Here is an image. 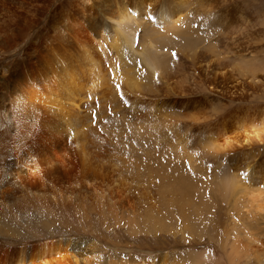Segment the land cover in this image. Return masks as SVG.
Instances as JSON below:
<instances>
[{"label":"rangeland","instance_id":"rangeland-1","mask_svg":"<svg viewBox=\"0 0 264 264\" xmlns=\"http://www.w3.org/2000/svg\"><path fill=\"white\" fill-rule=\"evenodd\" d=\"M19 1L0 0V64L10 68L23 60L22 45L36 37L30 45L34 52L43 35L48 45L54 44L57 55L73 51L68 53L72 58L68 67L76 64L75 73L82 76L80 90L86 96L81 98L92 102L87 116L97 120L93 129L86 128L97 140L94 165L108 172L99 175L103 177L100 186L111 183L120 192L110 199L105 191L85 189L77 182L79 173L75 191L63 198L44 192L34 198L30 193L23 196L9 187L2 198L5 208L0 206L1 250L65 236L78 250L87 251L88 264H196L194 259L197 264H264V0H166L160 4L142 0L138 5L126 0L119 11V5H103L105 0ZM144 4L150 7L144 9ZM4 6L12 7L14 14H8ZM60 12L79 20L84 31L89 29L86 35L93 39L102 72L107 68L109 86L101 76V88L95 91L100 78H89L91 62L83 60L68 39ZM24 13L32 29L14 44L11 36ZM108 16L120 24L110 22ZM54 25L66 38L60 41L63 48L54 40L59 33L49 29ZM148 48L158 53L160 70H150L141 56ZM26 59L32 67L38 64ZM207 62L217 68L241 66L253 73L236 74L231 83L228 74L225 80L214 78ZM136 83L137 89L130 85ZM116 84L121 85L119 93ZM104 89H108L105 97ZM114 99L121 101L116 105ZM5 113L0 107L3 133L13 129V115ZM3 147L0 163L8 156ZM81 150L68 151L77 163ZM98 155L101 161H95ZM87 157L83 159L88 161ZM29 173L33 180V171ZM3 179L1 172L0 182Z\"/></svg>","mask_w":264,"mask_h":264},{"label":"bare ground","instance_id":"bare-ground-1","mask_svg":"<svg viewBox=\"0 0 264 264\" xmlns=\"http://www.w3.org/2000/svg\"><path fill=\"white\" fill-rule=\"evenodd\" d=\"M1 1L3 2V0H1ZM21 1L24 2V0H21ZM21 1H19L18 3L22 4ZM141 1L142 0H134L133 4L138 5L139 2L141 4ZM183 1H181V2H183ZM126 2H127L126 0H105L103 5L111 4V6H113V7L116 5H119L117 7V10L119 11L126 6L125 5ZM151 2L160 4V3H165L166 0H154V1L150 0L149 3H151ZM1 5L3 6V4H1ZM148 5L150 7V4H147L146 6H148ZM146 6L144 4L142 6V8H144V7H145L144 9L148 8ZM3 8H5V10L8 14H14V12H13L14 10L13 11L11 10L12 7L7 8V6H4ZM25 10L26 9H24V11ZM21 11H23L22 8H21ZM0 12L2 13V11H0ZM60 13L62 16L65 17L61 22L63 23V28H64L63 30H66V32H68L67 33L68 39L70 37V39H72V41L74 42L73 43L75 45L74 47L79 48L78 49L80 51L79 53H81L80 57L82 56L83 60H88L91 62L92 67L90 65L89 66L92 69L90 70V68H89V70H87L88 73L86 71V73L89 74V78L91 77L92 80L95 78H98V79L100 78V81L98 80L99 82H96L95 86H93V87H95V91H96V88H98V89L101 88V87H99L100 82L102 84V81H103V84L105 83V85H106V83L109 81V79L107 81L106 76H105V73L107 74V76H108V73L104 72L105 70L107 71V68L105 69L103 67L105 70L102 72V66L100 65L102 63H100V62L98 63V61H100V60L95 57L96 54L98 53V51L96 52V50H95L96 46L95 45L93 46V39H92V37L90 39V35H86L87 33H89V29L87 32L84 31L81 28L83 25L75 17L71 16L70 13H64V12H60ZM24 14L25 15H23L20 20H19V17L21 15L18 17L17 20H19V21H18V24L16 25V30H15V32L13 31V33H12L11 38H12L14 44H17L18 40L23 38L28 33L29 29L31 28L30 26H32V21L30 22V20H29V22H28L27 18H26L27 15H26V13H24ZM162 16L160 18H162ZM1 18H2V16H0V19ZM105 18H108V20L112 23L120 24L119 19H113V17H111V16H108ZM49 19H50L49 21L53 22V18H49ZM163 20L166 21L165 19H163ZM171 20H168L167 22L169 23V21H171ZM68 21H69V24H68ZM3 22H5V21H3ZM11 23L14 24L13 22H11ZM165 23L166 22H164V25H165ZM171 23L172 22H170V24ZM53 24H54V22H53ZM69 25H71V26H69ZM137 25H139V24H137ZM155 27H157V26H155ZM75 28H79V29L75 30ZM128 28H126V29H128ZM49 29L51 31H54L55 33H57V32L59 33V34H57L56 39H54L57 41L56 42L58 44L57 46H59L60 41L62 40L61 38L63 37L61 33H63V32H61V30L58 31L57 27L55 25L52 28L50 27ZM152 29H153V27H152ZM165 30H167V29H165ZM125 33H126V31H125ZM155 34H156V32H155ZM152 35L154 36V34H152ZM157 35H158V33H157ZM64 36H65V34H64ZM126 36H127V34H126ZM126 36H123L125 42L127 39ZM46 38L47 37H45L44 35L39 37L38 42L40 44L37 45V43H36L37 49H35L34 52L31 51L33 53V56H31L32 54L30 52V50H31L30 45L32 43L34 45L36 37L32 40V42H29V43L27 42L28 44H26L24 47L22 45V49L24 52L23 53V60L21 59L20 62H19V60L15 61L14 64H12V66L10 68H4L3 67L4 65L0 64V107L2 110H4V112L8 113L11 116L13 115L12 124H10L13 127V129L8 128L6 130L7 134L5 133V131H4V133L0 132V143L4 145V147H3L5 150L4 153L8 154L7 158L5 155V158H6L5 162L2 160L4 163H0V173L2 172V176H4V179L0 182V206H4V204H5L2 200L3 194L5 193V191L9 190L12 186L14 187V189L16 191L17 190L20 191L23 194V196L24 195L27 196V194L30 193V195L33 198H34L33 195H40L41 196V193H43V192L48 193V194H54V196L60 197V198H63L67 193H69V195H71V193H73V191H75L74 183L77 180V179H75L76 173L77 174L79 173V175H81V177H78L79 178L78 180L80 182L79 181H77V182L83 188L87 189L90 186L89 189H91V191L93 190L95 192H98L97 190H100V192H103V193L105 191L108 194L107 198L109 197L111 199V196L115 198V195H111V194H113V193L116 194L117 192H120V191H116L117 189H114L112 187L113 185H111V183L110 184H107V183L104 184L105 186L103 185L104 186L103 188L100 186L101 182L99 183V178H101L100 179V181H101L103 179V177H101V176H103L102 174L104 173V171L107 172V170H104L102 168V166H100V169L95 168V165L98 162L96 164L94 163V157L92 155H94L93 153L98 152L95 148V143H97V140L94 137L92 138L91 134H88L86 128L93 129L94 125L97 124L96 123L97 120L95 121L90 116L89 117L87 116V114H89L88 113V110H89L88 107L92 102L90 100L87 101V100L81 98L82 97L81 95H84V93L82 92L83 89H82V91L80 90L81 85H83L80 82V78L82 76H78L76 74L77 73L76 71L78 70L77 66L75 67L76 64H74V66H72V64H71V67H68L70 62H71V59H72V58L71 59L69 58L70 55H68V53L73 54V51L63 50L60 55H57L56 47L54 46V44L52 42H50V44L48 45L47 44L48 42L46 43ZM63 38H65V37H63ZM114 38H116V37H114ZM129 38H130V36H129ZM132 38H133V35H132L131 39ZM157 38H159V36ZM116 40L117 39H114L115 42H117ZM65 41H67V40H65ZM122 41H123V39H122ZM141 41H143V40H141ZM141 41L139 43H141ZM159 41H160V39H159ZM115 42H114V45L116 44ZM128 42H129V39H127V43ZM143 42L140 45H143ZM129 44H130V42H129ZM117 45H119V44H117ZM60 46L62 48L64 47V45L62 46L61 44H60ZM119 46L116 47V45H115L114 47L118 48ZM129 46H131V45H129ZM140 47H143V46H139V48ZM147 47H149V46H147ZM97 49L99 50L98 47H97ZM134 51L136 53L139 52L137 50H134ZM44 52H46V53H44ZM101 52H102V50L100 51V53ZM146 52L147 53H143V55H141V56L142 57L144 56V60H145L146 64L148 65V67L150 68V70H152V71L160 70L162 68V65H161L162 61H158V58H159L158 53L155 52V50L152 48H150V50L148 48ZM79 53H77V54H79ZM122 55H123V53H122ZM161 55H162V53H161ZM25 57L28 58V60L33 58V60H32L33 63H38V64L37 65L34 64L33 67L30 66L31 64L29 65V62H28V64L25 62V60L27 61V59ZM98 57H99V55H98ZM112 57H114V56L112 55ZM82 59H80L79 61L81 62ZM101 60H102V58H101ZM112 60H113V58H112ZM74 62H76V60ZM80 62H78V63H80ZM3 64H5V63H3ZM215 64H218V63H215ZM93 65H94V67H93ZM85 67L86 66H84V68ZM200 68L202 69V67H200ZM206 68H209L211 70L210 72L212 74H214V78L216 76H218L222 80H225L226 78L223 76L228 74L230 77H232V80L229 81L231 83L235 81L236 74H239V76L241 75V76L245 77L248 73H251V72L253 73V71L242 70L241 66L238 68L231 67L230 69L227 67L217 68L216 65H211L209 62H207ZM95 69L97 70L96 72H95ZM129 69H128V72H131L132 69L131 70H129ZM203 69H204V67H203ZM82 70H83V67H82ZM205 71H204V73L206 74ZM82 72H84V70ZM207 72L210 73L208 70H207ZM86 73H85V75L87 76ZM101 73L104 75H102ZM101 76H104L106 81L104 80L103 77H102V79H103L102 80ZM127 77H128V75H127ZM83 79L84 78H82V80ZM128 79H129V77H128ZM85 80H86V78H85ZM91 84H93V81L91 82ZM96 84H98V86H96ZM89 85H87V87L91 88V85L90 86ZM109 85H106V86H109ZM130 85L132 87H134L135 89H137L139 87V85L137 83L134 85H132V84H130ZM130 85H129V87H130ZM106 86H105V88H106ZM85 87H86V85L83 88L85 89ZM98 89H97V91H98ZM112 90H114V88ZM89 91H91V92L94 91V88H93V90L89 89ZM103 91H104V93L103 92L102 93L104 95L101 94L100 92L99 93L101 95H103L104 97H105V95L107 96V94H105L106 93L105 89ZM87 92L88 91L86 90L85 93H87ZM109 92H111V91H109ZM133 92H134V89H133ZM92 94L93 93H91V95ZM93 95H92V97H93ZM103 96H102V98L105 99ZM108 96H110V95H108ZM83 97H86V96L84 95ZM112 98H113V96H112ZM119 101H121V100H118L117 103H120ZM114 102H115V99H114ZM117 103L115 102L116 105H118ZM121 104H123V103H121ZM121 104H119V105H121ZM90 107H92V105ZM93 108H92V110H93ZM129 112H131V111H129ZM81 113H85V114L81 115ZM127 114H129V113H127ZM54 116L57 117V119H55ZM133 116H134V114H133ZM243 120L244 119L242 118L239 121H243ZM93 121H95V122H93ZM98 140H100V139H98ZM74 147L77 149L79 148V150H81V149L83 150L82 154H80V152L82 150L79 152L80 156L77 154L79 156V159H80V162H79L80 164L77 163V161H74L69 155L70 153L68 151H74L75 150ZM99 150H100V148H99ZM84 156H86V157H84ZM87 156H89V159H88V161H85L84 159H87L88 158ZM99 157L100 156L98 155V158L95 161H101V160H99ZM110 162H112V160L109 161V163ZM112 164H114V163H112ZM111 167H112V165H111ZM114 167H116V166H114ZM117 168L118 167H116L115 169H117ZM123 168L124 167H122V169ZM106 169H107V167H106ZM112 169H114V168L112 167ZM118 169L121 170L120 167ZM118 169L116 171H119ZM29 170L33 171V175H34L33 180H31L32 178L30 179L32 174L29 175L30 174ZM116 171H114V172H116ZM73 173H75L74 177H73ZM99 175H101V176L99 177ZM109 176H111V175L109 174ZM7 178L13 179L14 182L9 183V179H7ZM113 179H115V178H113ZM47 180L52 181V183L49 184ZM30 181L31 182L34 181V182L31 183ZM111 181L112 180H110V182ZM119 181L121 183V179ZM168 182H170V181H168ZM61 183L65 184V186H62ZM115 184H117V182H115ZM75 185H77V183H75ZM124 185L125 184H123V186ZM45 187H48V188H46L44 190ZM173 188H175V187H173ZM69 195H68V197H69ZM118 195H117V197H118ZM124 196H125V194H124ZM35 198H37V197H35ZM120 198H121V195H120ZM122 198H121V202L123 201ZM183 198H184V196H183ZM8 199L9 198H6L5 200L7 201ZM179 201L180 200H178V202ZM186 201H188V200H186ZM124 202H127V201L124 200ZM178 202L176 204H178ZM132 204H133V202H132ZM122 207H124V206H122ZM4 208H5V206H4ZM2 229H3V227H2ZM35 241H29L28 243H25L24 245H19L18 247L10 249V250L4 249L2 251L1 247H0V264H88V263H90L88 261L89 259L85 258L87 256V251L78 250V247L76 246L77 244L72 243L71 242L72 240L68 237L56 236V237H51V238L49 237L48 239H44V238L39 239L36 242ZM77 241H79V240H77ZM0 242H3V241H0ZM30 244H33V245H30ZM0 245H2V244H0ZM4 247H6V246H4ZM90 252L91 251L88 250V253H90ZM197 256H195V257H197ZM190 257H193V255ZM165 258H167V257L165 256ZM194 260L197 264V260L196 259H194Z\"/></svg>","mask_w":264,"mask_h":264},{"label":"snow or ice","instance_id":"snow-or-ice-1","mask_svg":"<svg viewBox=\"0 0 264 264\" xmlns=\"http://www.w3.org/2000/svg\"><path fill=\"white\" fill-rule=\"evenodd\" d=\"M173 55H175V53H173ZM117 67H119V65H117ZM115 88H116L117 92L119 93L120 90H121V85H120V84H116V85H115ZM121 95H122V93H121ZM124 102H125V104L128 103L127 100H125ZM93 122H95V121H93ZM242 175H247V174H246V173H242Z\"/></svg>","mask_w":264,"mask_h":264}]
</instances>
